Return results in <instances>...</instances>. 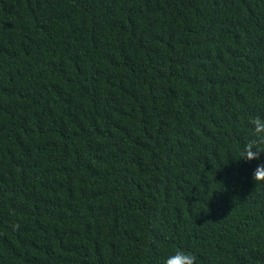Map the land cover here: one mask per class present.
<instances>
[{
  "label": "trees",
  "instance_id": "16d2710c",
  "mask_svg": "<svg viewBox=\"0 0 264 264\" xmlns=\"http://www.w3.org/2000/svg\"><path fill=\"white\" fill-rule=\"evenodd\" d=\"M264 0H0V264H264Z\"/></svg>",
  "mask_w": 264,
  "mask_h": 264
},
{
  "label": "clouds",
  "instance_id": "9594fccd",
  "mask_svg": "<svg viewBox=\"0 0 264 264\" xmlns=\"http://www.w3.org/2000/svg\"><path fill=\"white\" fill-rule=\"evenodd\" d=\"M253 138L243 146L240 152V159L237 162L244 161L251 163L260 161L264 156V119L257 118L253 121ZM254 186L264 184V163H257L252 174ZM164 264H197V257L186 250L176 249L165 260Z\"/></svg>",
  "mask_w": 264,
  "mask_h": 264
}]
</instances>
